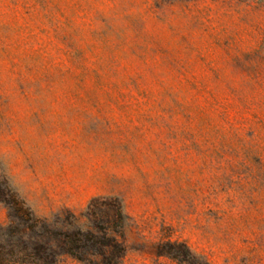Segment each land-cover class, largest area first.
Wrapping results in <instances>:
<instances>
[{
	"label": "rangeland",
	"instance_id": "rangeland-1",
	"mask_svg": "<svg viewBox=\"0 0 264 264\" xmlns=\"http://www.w3.org/2000/svg\"><path fill=\"white\" fill-rule=\"evenodd\" d=\"M13 247L28 264H264V0H0Z\"/></svg>",
	"mask_w": 264,
	"mask_h": 264
},
{
	"label": "trees",
	"instance_id": "trees-1",
	"mask_svg": "<svg viewBox=\"0 0 264 264\" xmlns=\"http://www.w3.org/2000/svg\"><path fill=\"white\" fill-rule=\"evenodd\" d=\"M65 239L71 240L73 244L76 242H79V240H77L75 237L73 238V240H72V237H68V236L65 237ZM69 244H71V243L69 242ZM25 253H26L25 250L15 251L14 247L10 251H6V250L0 248V264H28L25 262V259H24L25 258L24 256H26ZM71 255L76 259H80V258H78L79 256L76 254L71 253ZM95 261L96 262L99 261V258L95 257Z\"/></svg>",
	"mask_w": 264,
	"mask_h": 264
}]
</instances>
